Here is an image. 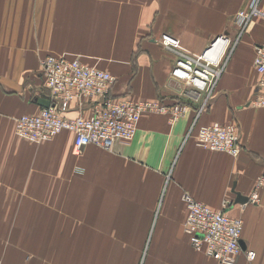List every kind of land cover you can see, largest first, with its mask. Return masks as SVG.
I'll return each instance as SVG.
<instances>
[{"label": "crops", "instance_id": "crops-1", "mask_svg": "<svg viewBox=\"0 0 264 264\" xmlns=\"http://www.w3.org/2000/svg\"><path fill=\"white\" fill-rule=\"evenodd\" d=\"M254 2L0 0L2 264L22 263L29 253L30 264H135L122 251L146 245L164 251L161 260L147 259L150 264H222L189 242L185 192L214 209L228 201L227 213L243 221V249L255 251L253 260L242 253L233 264H264V188L257 203L248 201L264 172V106L251 103L264 0L257 5L262 14L243 28L237 22ZM162 33L193 55L218 34L233 45L190 134L202 96L191 100L189 87L170 76L176 56L158 42ZM47 54L77 56L114 74L115 97L182 102L189 109L173 122L168 113L143 114L134 137L109 150L88 144L74 154L67 130L29 143L15 134V119L38 113L39 99H48L40 65ZM92 105L72 102L65 115H89ZM213 121L237 125V155L196 144L197 127Z\"/></svg>", "mask_w": 264, "mask_h": 264}, {"label": "built area", "instance_id": "built-area-1", "mask_svg": "<svg viewBox=\"0 0 264 264\" xmlns=\"http://www.w3.org/2000/svg\"><path fill=\"white\" fill-rule=\"evenodd\" d=\"M257 5L258 0H255L248 10L239 11L237 22L241 28L253 16L262 14ZM158 42L176 56L170 76L189 87L186 93L191 100L198 101L202 96L195 121L188 130L190 134L214 91L233 45L230 37L224 33L212 38L197 55L182 48L178 38L168 33L160 34ZM40 65L49 104L42 106L38 113L18 116L14 126L15 134L30 142L47 141L67 130L73 134L74 154L88 144L109 150L117 140L129 141L134 137L143 114L168 113L173 122L187 113L190 106L182 102L164 103L158 99L115 97L112 88L116 76L83 62L77 56L47 54ZM253 65L257 73V92L251 103L264 106V41L254 45ZM86 99L93 101L89 115H65L71 109L72 102L79 103ZM239 139L237 125L233 122L223 124L213 121L197 127L196 144L206 149L237 155L240 151ZM262 188L264 172L257 177L248 201L257 203ZM182 200L186 207L184 231L195 249L223 264L235 263L242 253L248 260L254 259L255 251L243 249L241 245L243 221L227 213L228 201H223L222 208L214 209L187 192L182 195Z\"/></svg>", "mask_w": 264, "mask_h": 264}, {"label": "rangeland", "instance_id": "rangeland-1", "mask_svg": "<svg viewBox=\"0 0 264 264\" xmlns=\"http://www.w3.org/2000/svg\"><path fill=\"white\" fill-rule=\"evenodd\" d=\"M22 139V138H21ZM52 139V138H51ZM50 139V140H51ZM29 143H34V144H39V143H41V142H30V141H28ZM81 172H83V171H81ZM185 232V231H184ZM185 234H186V232H185ZM187 235V237H188V234H186ZM0 236H2L1 234H0ZM155 237H154V235H152V239H154ZM190 237H188V239H189ZM173 241H179V240H177V239H175L174 237H173ZM189 242L191 243V241H190V239H189ZM143 244V246H144V242L142 243ZM38 245V244H37ZM19 246V243H17V247ZM26 247L27 246H25L24 247V249L26 250V251H28L29 252V250L28 249H26ZM146 247H148V248H146ZM146 247L143 249H141V250H138V251H128V250H125V251H122V253H123V257L125 258L124 260H125V262H127V260L129 259V258H132L134 261H135V264H136V261H138V263H139V261L141 260H143V262H142V264H150V262H148V260L147 259H149V258H152V259H158V260H161V259H163L164 258V251L163 250H161V249H155V247H153L152 249H150L149 248V246L148 245H146ZM10 250H13V249H10ZM10 250H7V252H10ZM24 250V251H25ZM196 250V249H195ZM51 252H53L52 250H50ZM67 252H68V250H66ZM196 251H198V252H201V251H199V250H196ZM17 256V254H13L12 256ZM139 255V256H138ZM34 257L33 255H31L30 253L28 254V256H26L25 257V260L21 263V262H19V264H30V263H28L29 262V260H31L32 259V257ZM66 258H68V256L66 257ZM3 260V259H2ZM162 262H163V260H162ZM137 263V264H138ZM4 264V263H3ZM64 264H67V263H64ZM223 264V263H222Z\"/></svg>", "mask_w": 264, "mask_h": 264}, {"label": "water", "instance_id": "water-1", "mask_svg": "<svg viewBox=\"0 0 264 264\" xmlns=\"http://www.w3.org/2000/svg\"><path fill=\"white\" fill-rule=\"evenodd\" d=\"M39 104L42 105V106H48L49 104V100L48 99H45V98H41L39 99Z\"/></svg>", "mask_w": 264, "mask_h": 264}]
</instances>
